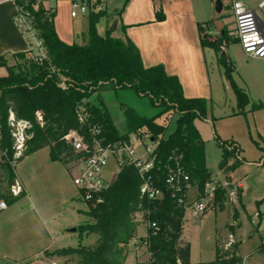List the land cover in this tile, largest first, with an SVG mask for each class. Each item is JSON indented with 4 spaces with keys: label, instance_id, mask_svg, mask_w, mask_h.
Masks as SVG:
<instances>
[{
    "label": "trees",
    "instance_id": "trees-1",
    "mask_svg": "<svg viewBox=\"0 0 264 264\" xmlns=\"http://www.w3.org/2000/svg\"><path fill=\"white\" fill-rule=\"evenodd\" d=\"M28 10L35 18L46 58L36 61L33 53H17L12 55L15 64L10 66L5 56L0 55V69L7 71V75L0 77V201L11 206L23 197L22 194L13 198L9 194V187L16 178L14 162L19 164L25 157L49 148L50 160L62 163L64 156L73 154L71 146L63 140L72 131L91 142L90 130L96 127L100 131L98 138L104 145L127 142L129 135L135 134L141 140L157 143L150 177L153 186L163 193V198L159 201L142 198L140 188L143 182L138 171L125 166L104 194L103 203L83 213L88 222L76 229L79 245L47 255L75 258L76 264H124L132 243L143 241L137 237L138 230L151 221L160 227L159 234L149 239L152 262L139 264H176L177 259L181 264H190L189 245L181 241L186 211L172 197L166 179L171 170L180 168L189 176L190 185L200 199L206 185L213 183V174L206 163V143L195 126L196 121L208 119L210 102L185 98L178 78L169 76L163 66L145 68L138 49L128 39L114 38L112 27L100 36L97 26L108 17L106 11H91L83 44L67 45L56 33L55 14L50 15L43 4L32 3ZM157 18L160 19L159 13ZM125 29L122 27V32ZM204 34L202 47L215 52L217 65L231 85L237 105L234 115L245 113L250 106L251 112L264 109V104L252 103L249 94L234 81L235 65L226 49L238 41L232 39L226 30L215 40H209ZM61 83L66 85L65 90L59 87ZM105 89H132L140 97H148L162 111L155 118L145 119L124 107L127 132L121 136L104 101L100 96L94 98ZM79 109H84L87 115L85 125L79 123ZM38 111L44 116L43 127L36 123ZM9 112L17 120L30 122L33 126L27 150L16 161L13 160V142L7 124ZM163 116L167 118L160 122ZM173 119L175 129L168 133ZM219 147L222 149L219 170L232 173L237 164L230 166V162L239 156V148L234 143H219ZM220 193L216 205L222 212L224 198ZM260 204H264V199ZM92 238L95 239L93 245H83L85 240ZM240 246L241 243H236L224 252L217 240L215 260L210 264H243Z\"/></svg>",
    "mask_w": 264,
    "mask_h": 264
},
{
    "label": "crops",
    "instance_id": "crops-1",
    "mask_svg": "<svg viewBox=\"0 0 264 264\" xmlns=\"http://www.w3.org/2000/svg\"><path fill=\"white\" fill-rule=\"evenodd\" d=\"M75 1L77 0H48L45 4V6L55 9L54 25L56 33L60 40L67 45H82L85 34L88 31L89 15L78 16L77 18L71 17L72 6ZM218 1L223 6L220 16V20L224 26L223 31L226 30L232 39L231 33L234 31V24L230 7L234 1L241 2L245 7L254 10L259 25L264 30V7L260 9L264 0H99L97 2L93 1L92 4L99 5L101 11H106L108 14V17L98 24L99 26L104 23L102 33L99 32L97 26L100 36H104L108 30L107 23L110 17L108 6L110 2L114 10L112 18H116L115 23L111 26L114 30L113 37L121 40L128 39L140 52L145 68L163 66L169 76L178 78L185 98L205 99L210 102L211 106L218 96L217 86L223 85L225 77L217 65L215 52L212 49L202 47V35L205 33L206 35L217 37L220 34L217 33L213 26L215 3ZM6 6H9L8 10H2ZM158 13L160 19L157 18ZM13 15V6L4 3V0H0V55L2 56L29 51L26 39L18 32L13 23ZM104 20L107 21L104 22ZM209 23H212V25L209 26ZM114 26H116L117 31L115 30L116 28L114 29ZM122 27L126 28L124 32H122ZM236 45L239 46V44ZM240 51L236 57L237 59L233 62L235 65L234 81L249 94L250 98L251 96L254 97L255 94L264 97V60L249 58L242 50ZM216 69H218L220 75L218 81H214L213 79V72ZM105 106L112 117L110 108L106 103ZM136 114L140 116L138 112ZM207 120H204L202 123L207 122ZM199 121L201 120L195 122V126L206 143L201 128L202 125H200L201 122ZM46 149H48L46 156H42V153ZM22 163H26L28 170L25 169V173L21 176L18 173V168ZM57 165L62 167V176H60L59 170L56 168ZM64 173L69 174L63 163L52 162L50 160L49 148H44L25 157L15 168V177L21 182L24 190L23 197L15 204L8 206L6 210L23 202L24 204H28L29 212L33 211V209L38 210L32 196L36 190L35 184L37 179L40 178L44 182L54 180L56 185L59 186L58 178L65 177ZM194 192L197 194L195 189L189 192L188 202L190 205L199 199L198 194L195 197L196 199L198 198L197 200L192 199ZM240 192L242 193V189ZM68 194H70L69 198L72 199L79 197L77 188L75 194L73 193L74 195L71 192ZM63 196L64 194L61 195L62 200H65ZM50 201H52L51 197L49 200L45 196V200L42 203L43 205H47ZM87 211L80 210L79 213L83 214ZM45 212L48 211L38 210L35 213L38 215L36 219L42 229L37 230L34 240L29 239L26 242L30 245L27 247L26 252L21 253V246H24L22 243L25 242V239H19L20 242L12 241L11 246L13 247L10 248L7 255H3L4 258L5 256H9L8 258H12L17 262L23 260L21 264H52L54 262L52 258L54 257L47 254L64 248H76L79 245L78 233L76 232L77 227H68V234L66 236L61 232L60 234L54 233L45 228L48 226L45 220L49 217V214ZM188 212H191L193 215L192 211H186L185 213L181 241L184 245H189V263L210 264L215 260L216 241H221V238L224 237L222 236L223 233L217 230L216 232H219L218 237L216 235L213 236L210 232H205L204 235L201 232L194 235L189 233V230L187 231L186 229ZM51 218L54 219L53 216ZM261 228L264 229V223L261 224L258 231L260 240L262 241L264 236L261 235ZM146 233V229L140 228L137 232L138 239L145 237ZM58 236L64 238V241L59 243L60 245L56 244ZM234 236L237 240L236 232ZM197 237H199V244L196 245ZM94 242L95 239H88L83 242V245L91 246ZM136 243L137 240L130 246L124 264L145 263L144 251L138 249ZM237 243L240 242L237 240ZM257 249L250 255L249 260H246L241 255L240 246L239 254L244 261L243 264H250V259ZM32 256H34L33 260L30 259Z\"/></svg>",
    "mask_w": 264,
    "mask_h": 264
},
{
    "label": "rangeland",
    "instance_id": "rangeland-1",
    "mask_svg": "<svg viewBox=\"0 0 264 264\" xmlns=\"http://www.w3.org/2000/svg\"><path fill=\"white\" fill-rule=\"evenodd\" d=\"M111 5L112 4L109 2L108 13L110 17L107 23L108 29L111 28L116 20V18H112L114 10ZM8 8L9 6H6L2 8V10H8ZM106 21L107 20H104V22ZM103 29L104 23L98 26L100 33L103 32ZM115 30L117 31V28ZM206 36L209 40H215L216 38L214 35ZM233 39L235 38L233 37ZM240 48L241 47L236 44H231L226 49L227 56L232 62L237 59V55L241 52ZM35 52L36 51L33 53ZM5 58L10 66L15 64L12 55L5 56ZM213 73L214 81H218L220 76L218 69L214 70ZM5 75H7V71L1 68L0 77ZM223 80V85L217 86L218 96L210 106L207 122H199H201L200 125H202L201 128L206 139V163L213 174V184L217 186H223L225 182L229 184H239L241 185L242 193L240 189L238 193V204L225 205L223 212H220L217 206L209 207L207 211L200 216V219L195 218L191 212H188L186 229L193 235L199 232L203 235L205 232H210V234H213V236L216 235V237H218L219 233L216 231H221L224 237L221 238L220 243L226 240L229 234L234 235L236 232L237 240L242 243L241 255L246 260H249L250 255L259 247L256 253L251 257L250 264H264V247L260 246V237L249 219L256 211L264 210V204L259 205L264 199V141L262 140L264 136V109L251 112L250 106L246 108L245 113L234 116V113H237L235 97L230 90L227 80H225V78ZM97 96H100L110 108L114 126L121 136L127 132L123 112L124 107L138 112L140 115L139 117L145 119L155 118L162 111V109L155 107L148 97H140L132 89L117 91L105 89L96 94L94 98ZM94 98L92 99L93 102ZM251 100L254 104H264V97H262V95L258 96L255 94L254 97L251 96ZM166 118L167 117L163 116L159 121L161 122ZM174 129L175 119L171 121L168 133L173 132ZM219 143H226L227 145H232V143H234L239 148V156L230 162V166L237 164L236 169L232 173L225 174L219 170V164L222 159V149L219 147ZM146 145L154 148L157 143L147 142ZM47 152L48 149L42 153V156H46ZM28 162L30 163V161ZM56 168H58L59 174L62 176V167L57 165ZM25 169H27L26 163H22L18 168V173L22 176L25 173ZM116 172L117 169L114 163L110 162L103 172L104 180L111 183L116 176ZM64 174V179L62 177L58 178L59 186L56 185L54 180L44 182L40 178L37 179L35 184L36 190L35 192L33 191L34 193L32 196L39 211H48L45 212L49 214V217L45 220L48 226L45 228L54 233L60 234L61 232L66 236L68 234V227L73 226L78 228L79 225L86 224L88 220L85 215L79 213L80 210L87 211L85 203H83L79 197H76V199L69 198L70 194L68 193L71 192L75 194L76 188L72 183L70 175ZM62 194H64L63 197L65 200H62ZM241 194L243 206L241 205ZM45 196H47L49 200L50 197L52 199L47 205H43L42 203V201L45 200ZM192 196V199H198L195 198L197 197L195 192ZM38 210L33 209V211L29 212L28 204H24L23 202L20 203V205L11 207L0 213V264L23 263V260L17 262L12 258H8L9 256H5L4 258L3 255H7L10 248L13 247L11 246L12 241L20 242L19 239H25V242L22 243L24 246H20L22 249L21 253L26 252L27 247L30 246L26 242L29 239L34 240L37 230L42 229L40 223H38L36 219L38 215L35 213H37ZM52 216L54 219L51 218ZM232 225L234 227H231ZM142 228L145 229V225ZM260 231H262L261 235L264 236V229L261 228ZM198 238L199 237L196 238V245L199 244ZM237 240L235 238V241ZM63 241L64 238L58 236L56 244L60 245L59 243ZM33 257L34 256L30 259L33 260ZM52 261L57 264L77 263V259L75 258L54 257Z\"/></svg>",
    "mask_w": 264,
    "mask_h": 264
},
{
    "label": "built area",
    "instance_id": "built-area-1",
    "mask_svg": "<svg viewBox=\"0 0 264 264\" xmlns=\"http://www.w3.org/2000/svg\"><path fill=\"white\" fill-rule=\"evenodd\" d=\"M48 0H4V3L11 4L14 8L13 23L18 32L26 39L30 53L34 54L36 61L46 58L43 42L39 38V32L33 14L28 10L32 3L43 4L45 6ZM99 0H77L73 3L71 17L89 15L91 11L99 12L101 7L92 2ZM264 7V3L260 9ZM48 13L55 14L53 7L45 6ZM233 18L234 31L231 36L237 41L243 53L249 58L264 60V30L260 27L256 12L245 7L241 2L234 1L230 7ZM205 35V34H204ZM59 87L65 90L67 87L61 83ZM77 117L81 125L87 122V115L84 109L77 111ZM36 123L40 127L44 126V116L41 111L35 114ZM8 127L12 138L13 160H19L27 150V142L32 139V124L27 121L17 120L12 112H9L7 120ZM2 124L0 118V140L2 138ZM93 138L88 142L78 132L72 131L66 135L63 140L72 148L73 154L64 156L62 163L65 165L68 173L72 178L74 186L79 192V198L89 209L103 203V196L109 190L111 183L106 182L103 178V172L110 162H113L117 172L125 167L132 166L137 171L143 182L140 193L141 197L149 201H159L163 198V193L156 189L151 181L150 173L154 168L155 158L154 148L146 145L147 142L138 138L137 135H129L128 141H118L114 144L104 145L103 140L99 139L100 131L94 127L90 130ZM264 141V136L262 137ZM231 150V149H229ZM16 168V162L13 163ZM166 186L172 192V197L176 199L179 206L185 211H192L195 218L207 211L209 207L217 206L216 197L219 191L224 198V206L237 205L238 193L241 189L239 184L224 183L223 186L208 184L204 190V195L193 204L188 202L189 192L192 190L189 176L180 168L171 170L166 179ZM24 193L21 182L15 178L10 187L9 194L13 198H18ZM218 207V206H217ZM8 208L5 202L0 201V212ZM256 233L259 235V228L264 223V210H258L250 219ZM231 227H234L233 225ZM146 236L143 241H137L136 246L144 251L146 261L152 262V253L150 252V237H155L160 232V227L156 222L148 221L145 225ZM235 236L229 234L226 240L220 243L224 252L229 251L236 244ZM264 247V239L261 241ZM56 264V263H52ZM176 264H181L177 259Z\"/></svg>",
    "mask_w": 264,
    "mask_h": 264
},
{
    "label": "water",
    "instance_id": "water-1",
    "mask_svg": "<svg viewBox=\"0 0 264 264\" xmlns=\"http://www.w3.org/2000/svg\"><path fill=\"white\" fill-rule=\"evenodd\" d=\"M222 10H223V6H222V3L221 2H216L215 3V16H214V20H213V26L215 28V30L217 31V33H222L224 34V31H223V24L220 20V16H221V13H222ZM116 28V26H114V29ZM229 84V87H230V90L231 92L233 93L232 89H231V85L230 83L228 82Z\"/></svg>",
    "mask_w": 264,
    "mask_h": 264
}]
</instances>
